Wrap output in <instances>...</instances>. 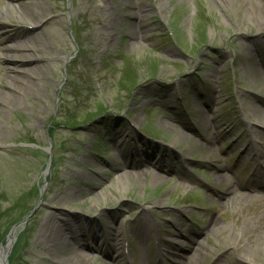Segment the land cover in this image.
I'll return each instance as SVG.
<instances>
[{
	"label": "rangeland",
	"instance_id": "rangeland-1",
	"mask_svg": "<svg viewBox=\"0 0 264 264\" xmlns=\"http://www.w3.org/2000/svg\"><path fill=\"white\" fill-rule=\"evenodd\" d=\"M156 1L21 0L22 12L14 13L17 0H0L1 10L11 9L0 10V130L6 135L0 142V247L25 219L9 264H46L43 255L75 262L70 253L78 246L67 237L57 250L36 245L49 213L73 220L78 236L86 230L83 241L97 233L111 245L112 228L127 229L120 251L131 264L182 263L196 255L195 264H264L263 247L232 245L250 244L240 232L243 221L259 227L255 238L264 232L256 220L264 215V166L255 155L264 154V136L252 139L253 129L264 135L258 125L264 123L263 21L247 25L240 11L238 18L217 0H159L160 9L152 10ZM132 6L151 9L143 28L129 21L126 7ZM34 18L41 23L33 25ZM103 20L113 28L101 33ZM24 42L51 56L38 53L50 57L34 63L44 65L45 75L11 109L4 102L14 73L1 48ZM180 131L187 137L178 138ZM154 157L153 164L145 162ZM159 159L169 172L157 170ZM214 165L225 181L217 180ZM121 170L135 176L123 191ZM254 178L263 180L262 188L252 185ZM229 189L245 200L226 196ZM148 220L157 227L145 228ZM158 246L177 255L161 258ZM89 253L94 264L106 261ZM107 261L124 264L126 258Z\"/></svg>",
	"mask_w": 264,
	"mask_h": 264
},
{
	"label": "bare ground",
	"instance_id": "bare-ground-1",
	"mask_svg": "<svg viewBox=\"0 0 264 264\" xmlns=\"http://www.w3.org/2000/svg\"><path fill=\"white\" fill-rule=\"evenodd\" d=\"M17 1H18V3H16V4L19 5L18 7L14 6L13 9L11 10L7 6H5L4 9H2V10L0 9V10L1 11L11 10L14 13H21L22 11L20 10L21 9L20 5L22 3H21V0H17ZM217 2L222 6V8H225V10L228 12L234 13L235 16L238 18H239L238 11H240V18L242 19L243 23L246 22L247 25L251 24V22H252L251 19H255L257 21L262 20L263 24L258 23V27L260 29L264 28V0H217ZM105 7H106V5L103 4L101 7H97V8L104 9ZM160 7H161L160 1L158 0L153 5L152 10L153 9H160ZM233 7H234V9H233ZM126 9L131 11V13L128 15L129 21L131 23L135 22L134 25L136 23H139L142 25V28H143V26H145L144 25L145 21H146L148 15L150 14L151 9L150 8H148V9L139 8L138 9L135 6L134 7L133 6L132 7H126ZM38 17H40V15ZM249 17H251V18H249ZM246 18H249L248 22H247ZM8 19H9V17H5L2 20V24H5L6 22H8L9 21ZM41 21H42V19L37 20L34 18L32 20V23H34L33 25H37V24L41 23ZM111 26H112V24L110 22H108V20H103V23L101 26V30H103V31H101V33H104V30H107V29L110 31L111 28H113ZM129 35L134 41L137 40L138 34H137L136 30H134V31L132 30V32H130ZM44 38H47V36H44ZM44 40H46V39H44ZM137 43H139V42H137ZM1 49L8 51L7 53L4 54L3 57H4L5 61L8 63V65L11 66L9 68L10 73H14L13 76L9 75V77H8V79L10 78V83L8 84L9 85V88H8L9 91H7L8 97L4 102V103H6V105L8 107H10L12 109L19 104L20 99H19L18 95H24L26 97H29L33 93L32 90H30V88H32L34 82L36 80L42 79L45 75L44 68H43L44 65L35 66L34 63H37L39 61H41V62L46 61V59H49L50 57L43 58V57H40L38 55V53H41V54L45 53V54H48L49 56H51V55L49 54L48 50H46L44 48L37 49V50L30 49L27 46L26 42H24L22 44H17L15 46L14 45L6 46V47L3 46ZM10 52H14V54H11ZM255 113L257 115H259V117H260V113L258 110H255ZM1 115H0V119L4 120L5 117L3 115L2 116ZM258 125L264 126V123L263 124L258 123ZM186 128L190 129L189 127H186ZM190 130L195 131V128L190 129ZM115 134L120 136V135H122V132L115 133ZM252 134H253L252 139L255 141H256L257 137L262 139V136H264V135L258 136L257 131L254 129L252 130ZM5 137H6L5 132L3 130H0V142H2L5 139ZM177 137L180 139H184L187 136L183 131H180L179 134H177ZM121 154L123 157L127 156L126 154H124L123 151H121ZM114 163H116V161H114ZM128 163L129 162H127L126 164H128ZM129 164H131V163H129ZM262 165L264 166V162L262 163ZM213 168L218 173L217 174V180L225 181L226 174L219 172L223 169L219 166L217 167L216 165H214ZM120 177L122 179V181H119V185H118V187L120 188V191H123L124 189H126L127 187L130 186L129 179H132L131 182L135 180L133 178L135 176H133L132 174L128 175L126 172L123 173V171H122ZM128 177H130V178H128ZM160 178L161 177H159V176H154L153 180L155 182H157ZM102 186L103 185H96L95 188L100 189ZM102 193L105 194L106 193L105 190H103ZM227 194H228V197H231L232 195H234L237 199H239L241 201L245 200V194L241 193V192H237L236 190L229 189ZM239 204H242V202ZM186 212L187 211H185V213ZM256 220L259 223L262 220V223H264V215L258 216V219H256ZM254 222L255 221H253V223ZM72 223H74L73 220L72 221L71 220L70 221H60L53 214H50V213L47 214V216H45L42 220L40 234H39V236L35 242L36 245L40 246V247H44L45 249L53 248V249L57 250L56 246L65 237H67L68 240L73 241L74 245L78 246L74 249L75 251L72 250V252L70 253L75 258V262L72 264H94V262H92L91 255L89 253V252H94V251L102 253L106 259V261H102L100 264H108L107 260L110 258H112V259L124 258V257L126 258V255L128 253H124L123 251H120V249L124 248L125 241H126L125 237L127 235V229L119 227V226L112 228V231L109 233V239H108V240H110L111 245H107V242H106L107 239L104 236H99L97 233L92 234L93 235L92 236L93 237V240H92L93 243L88 242L87 240L83 241V239L86 238L89 235V233L86 230L80 229V233H81L80 236L76 235V231H75V229H73ZM147 223L148 224L145 225V226H147V227H145L147 229L150 228L151 224H153L154 228L157 227L156 221L148 220ZM178 225H180V223ZM241 225H242V227L240 229V232L247 239L250 240V244L248 247H245V246L240 245V242L234 241L232 243V245L235 246L234 248L242 247V251H249V250L256 251L262 247L264 248V246H263L264 241L262 240V238L264 237V232H262L263 235L260 238H255L256 230L259 231V227H253L252 223H249L246 221H243V223ZM215 227H217V226H215ZM17 232H18V230H16L14 232V234H12L9 237L7 242L10 241V243H13L14 240L16 239V233ZM259 233H261V232L259 231ZM77 237L79 238V240H77L78 239ZM188 237L190 238L191 241L194 238L191 236H188ZM237 237L239 238V236H237ZM7 242L3 243L0 247V264H9L10 263V261L7 257L8 252L10 250V248L6 247ZM69 243H71V241L70 242L68 241L67 245H69ZM172 249L174 250V252H173V250H172V252H170L169 250H166L164 248L160 249L159 251H160L161 256H162L161 258L166 257V255H169L170 257H174L175 255H177L178 250H176L173 247H172ZM247 249H249V250H247ZM197 253H198V256H200V257H202L204 255V252L200 251V249H198ZM196 256H193L190 261H184V262L179 263V264H195L194 262H195ZM40 260L44 261L46 264H64L62 256H58L54 259V258H49L47 255H43ZM220 261H223V260H220ZM124 264H129V263L124 262Z\"/></svg>",
	"mask_w": 264,
	"mask_h": 264
},
{
	"label": "water",
	"instance_id": "water-1",
	"mask_svg": "<svg viewBox=\"0 0 264 264\" xmlns=\"http://www.w3.org/2000/svg\"><path fill=\"white\" fill-rule=\"evenodd\" d=\"M19 225H20V224H17V225H15V226L13 227V229L11 230V232H10V234H9V237H10L12 234H14V232L17 230V228L19 227ZM6 247L10 248V250H11L12 243H10V241L7 242ZM10 250H9L8 254L10 253Z\"/></svg>",
	"mask_w": 264,
	"mask_h": 264
},
{
	"label": "trees",
	"instance_id": "trees-1",
	"mask_svg": "<svg viewBox=\"0 0 264 264\" xmlns=\"http://www.w3.org/2000/svg\"><path fill=\"white\" fill-rule=\"evenodd\" d=\"M16 224V223H15Z\"/></svg>",
	"mask_w": 264,
	"mask_h": 264
}]
</instances>
